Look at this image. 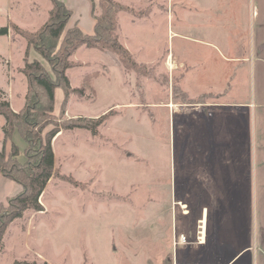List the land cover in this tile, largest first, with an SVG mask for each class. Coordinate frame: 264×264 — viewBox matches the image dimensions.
I'll return each instance as SVG.
<instances>
[{"label":"rangeland","instance_id":"374dc122","mask_svg":"<svg viewBox=\"0 0 264 264\" xmlns=\"http://www.w3.org/2000/svg\"><path fill=\"white\" fill-rule=\"evenodd\" d=\"M165 8L162 0L132 9L158 20L154 32L131 34L129 53L144 76L109 52L81 47L71 58L77 66L67 72L70 85L83 94H71L62 109L59 90L53 114L113 116L97 137L71 131L54 141L55 167L79 186L50 180L40 198L44 211L28 210L8 225L0 264H264V36L256 31L249 52L248 45L240 55L205 48L186 62L185 38L171 36L183 22L169 32ZM49 9L47 0H0V29L15 24L34 32ZM25 51L19 36H0V95L14 111L26 92L24 61L47 67L33 49ZM231 56L247 61L239 65L234 97L224 100L220 88L226 92L225 77L234 71L224 59ZM191 63L196 69L186 80ZM4 124L0 115V151ZM12 141L23 161V139L15 132ZM19 191L0 180V203ZM3 209L4 219L5 202ZM203 210L206 242L199 245Z\"/></svg>","mask_w":264,"mask_h":264},{"label":"trees","instance_id":"16d2710c","mask_svg":"<svg viewBox=\"0 0 264 264\" xmlns=\"http://www.w3.org/2000/svg\"><path fill=\"white\" fill-rule=\"evenodd\" d=\"M50 9L46 22L34 32H28L15 24L0 29V36L14 35L26 43L25 55L29 48L33 49L47 67L37 60L24 61L19 72L26 80V92L23 105L18 111L11 108L10 103L0 95V115L4 118L3 144L0 151V175L20 185L17 195L6 199L8 209L5 218L0 217V249L8 225L22 218L24 212H43L40 198L48 182L58 179L77 187L79 182L69 175L61 174L54 165L52 140L61 131L83 130L91 137H97L99 129L112 116L108 111L97 118L71 117L60 119L54 112L55 90L61 89L64 95L62 109L69 96L75 92L83 94L81 89L72 88L67 72L76 67L71 58L79 48L95 49L109 52L116 56L120 65L135 75L144 76V67L137 64L129 51L120 43L118 36L117 16L120 12L133 13L132 9L115 0H98L100 14H94L92 34L83 33L73 24L68 27L72 12L60 0H47ZM49 127V130H46ZM17 134L23 139V161H19L20 150L12 141ZM10 143L6 152V144ZM4 203H0V212ZM12 264H47L28 260H14Z\"/></svg>","mask_w":264,"mask_h":264},{"label":"crops","instance_id":"0c3cea01","mask_svg":"<svg viewBox=\"0 0 264 264\" xmlns=\"http://www.w3.org/2000/svg\"><path fill=\"white\" fill-rule=\"evenodd\" d=\"M60 1L63 2L64 5L72 12L70 23L73 22L72 25L76 24L83 33L92 34L95 20L92 15L91 1L75 0L74 2L76 4H72L73 0ZM66 1H68V3ZM115 1L129 7L130 9H139L153 3L154 6L157 7L158 4L160 5L162 0H148L144 6H141L140 2L122 3L121 0ZM163 2L166 4L164 19L168 22V24L170 23L171 26V28H169V32L173 28V22H176L179 25L183 22V25L180 26L183 30L178 29V32L171 31V36L175 35L176 37L185 38L186 62H191V56L189 55L203 52L206 50L205 48H210L221 55H240L241 53H244L243 50L246 45H248L247 51L249 52V43L250 45L251 42L255 43L254 37L256 31L259 30L260 35L264 36V0H163ZM71 8L75 9V11L71 10ZM117 20L119 41L129 52L133 51V49L130 48V43L133 42L131 34L136 35L138 31L145 28L154 32V30L158 27V20H156L154 16L145 17L140 14V12L137 14L120 12L117 16ZM150 22H152L153 25H150ZM146 23H149V25ZM252 46L251 50L253 52ZM140 47H143V45L136 44L137 50ZM224 60L226 62L234 63L232 78H230V76L225 77L227 80L224 81L222 85L226 88V92H224V89L222 90L220 88L221 92H223V99L228 100L235 95L234 87L236 86V83L234 79L237 77L241 69L239 65L244 62L246 63L247 58L244 56H231L226 57ZM190 66L191 70L186 76V80L191 78V73L196 69V66L193 63H191ZM201 67L203 68V63ZM59 90L62 92L61 89H56L55 95H57ZM220 90H218V92H220ZM61 96L64 98L63 92ZM68 132L71 131L59 132L52 140V146L54 141ZM0 180H5L6 182L8 179L0 175ZM178 205L182 208L185 207L182 204ZM182 215H188V213L186 211H182ZM202 217L198 218V224H201L203 219H205V210H203ZM204 242H206V239L203 234L202 241L199 245H203Z\"/></svg>","mask_w":264,"mask_h":264},{"label":"built area","instance_id":"2783aa9c","mask_svg":"<svg viewBox=\"0 0 264 264\" xmlns=\"http://www.w3.org/2000/svg\"><path fill=\"white\" fill-rule=\"evenodd\" d=\"M199 228H201V229H199ZM204 229H203V224H199V227H198V241H199V243L201 242V239L200 238H202L203 237V231ZM179 241H180V243H183V244H185L186 243V237L185 236H183V235H181L180 236V238H179Z\"/></svg>","mask_w":264,"mask_h":264},{"label":"bare ground","instance_id":"6f19581e","mask_svg":"<svg viewBox=\"0 0 264 264\" xmlns=\"http://www.w3.org/2000/svg\"><path fill=\"white\" fill-rule=\"evenodd\" d=\"M201 224H203V229H204V230H203V231H204L203 234L205 235V230H206L205 219H203V222H201ZM201 224H200V225H201ZM200 229H201V228H200ZM202 238H203V237H202ZM202 238H200L201 241H202ZM200 243H201V242H200Z\"/></svg>","mask_w":264,"mask_h":264}]
</instances>
